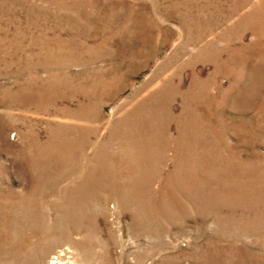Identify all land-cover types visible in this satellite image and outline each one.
<instances>
[{"label": "rangeland", "instance_id": "374dc122", "mask_svg": "<svg viewBox=\"0 0 264 264\" xmlns=\"http://www.w3.org/2000/svg\"><path fill=\"white\" fill-rule=\"evenodd\" d=\"M0 264H264V0H0Z\"/></svg>", "mask_w": 264, "mask_h": 264}, {"label": "bare ground", "instance_id": "6f19581e", "mask_svg": "<svg viewBox=\"0 0 264 264\" xmlns=\"http://www.w3.org/2000/svg\"><path fill=\"white\" fill-rule=\"evenodd\" d=\"M260 63V62H259Z\"/></svg>", "mask_w": 264, "mask_h": 264}]
</instances>
